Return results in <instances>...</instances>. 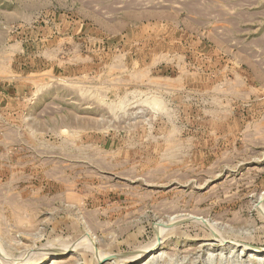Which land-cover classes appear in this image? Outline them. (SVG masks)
<instances>
[{
    "label": "rangeland",
    "instance_id": "rangeland-1",
    "mask_svg": "<svg viewBox=\"0 0 264 264\" xmlns=\"http://www.w3.org/2000/svg\"><path fill=\"white\" fill-rule=\"evenodd\" d=\"M26 263L264 264V0H0V264Z\"/></svg>",
    "mask_w": 264,
    "mask_h": 264
},
{
    "label": "bare ground",
    "instance_id": "bare-ground-1",
    "mask_svg": "<svg viewBox=\"0 0 264 264\" xmlns=\"http://www.w3.org/2000/svg\"><path fill=\"white\" fill-rule=\"evenodd\" d=\"M263 206V205H262ZM177 221V220H176ZM155 229H156V227H155ZM156 231V230H155ZM157 231H159V230H157ZM161 231V230H160ZM160 231L158 232V233H160ZM220 242V241H219ZM84 243V242H83ZM87 245V244H86ZM89 245V244H88ZM93 245V244H92ZM69 248V247H68ZM75 248V247H74ZM152 248V247H151ZM66 249V248H65ZM250 250H252L251 252L252 253H259V252H261L262 253V249H260V248H249ZM63 250V249H62ZM60 251V252H64V250L63 251ZM2 251V250H1ZM56 251H58V250H56ZM55 251V252H56ZM148 251V250H147ZM50 252V251H49ZM50 254L51 253H45L44 255H43V257L41 258L42 260H43V262H45V261H47V260H49L51 257H50ZM106 255V254H105ZM251 255V254H250ZM104 256V255H103ZM107 257V256H106ZM128 256H125V255H123V256H118V258L117 259H125V258H127ZM36 258H37V256H36ZM129 258H132V257H128L127 259H129ZM123 259V260H124ZM127 259H125L126 260V262H127ZM98 260H101V257L100 258H98ZM124 260V261H125ZM25 261V260H24ZM118 261V260H117ZM121 261V260H120ZM123 261V262H124ZM29 262V261H28ZM116 262V261H115ZM27 264V263H26Z\"/></svg>",
    "mask_w": 264,
    "mask_h": 264
},
{
    "label": "water",
    "instance_id": "water-1",
    "mask_svg": "<svg viewBox=\"0 0 264 264\" xmlns=\"http://www.w3.org/2000/svg\"><path fill=\"white\" fill-rule=\"evenodd\" d=\"M118 256H123V255H111V256H108L107 258H105L102 261V263L114 261V260H116L118 258Z\"/></svg>",
    "mask_w": 264,
    "mask_h": 264
}]
</instances>
